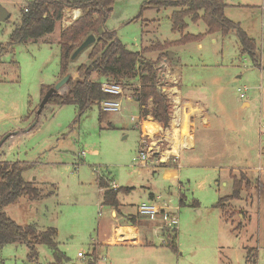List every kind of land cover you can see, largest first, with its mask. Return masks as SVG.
Listing matches in <instances>:
<instances>
[{"label":"rangeland","instance_id":"obj_1","mask_svg":"<svg viewBox=\"0 0 264 264\" xmlns=\"http://www.w3.org/2000/svg\"><path fill=\"white\" fill-rule=\"evenodd\" d=\"M32 1L0 0V9L10 14L0 21V141L10 134L0 146V163L29 165L23 177L35 183L40 196L20 198L4 209L6 215L19 226L56 230L65 258L61 264L76 260L78 253L84 264H264V136L259 130L264 122V0H225L224 9L225 17L254 40L258 66L242 51L235 32L205 34L204 22L193 23L190 17L183 31H173L171 15L185 7L141 10L151 0L114 2L105 28L128 50L155 62L162 94L174 88L191 115L190 131L188 123L182 127V133L191 134L189 145H182L188 149L177 159L163 157L164 163L154 155L144 168L133 159L152 141L143 134L144 123L150 133L154 129L148 126L153 118L135 101L146 75L140 65L137 77L121 85L117 113L99 120L100 106L78 116L73 106L46 104L37 114L44 93L64 77L60 34L81 12L69 18L73 9L64 10L51 34L10 48V35ZM91 34L97 39L95 31ZM184 35L202 38L178 44ZM91 46L70 63L73 79L79 77V65L90 64ZM66 92L65 86L61 94ZM151 106L149 100L148 111ZM167 169L175 170L176 179H164ZM100 179L109 187L113 182L130 189L118 195L114 217L113 208L101 205ZM234 181L237 196L217 207L232 195ZM152 201L176 212L177 231H157L155 223L138 217V206ZM137 234L141 245H121ZM36 251L29 261L24 244L5 245L0 264H54L46 245Z\"/></svg>","mask_w":264,"mask_h":264},{"label":"trees","instance_id":"obj_2","mask_svg":"<svg viewBox=\"0 0 264 264\" xmlns=\"http://www.w3.org/2000/svg\"><path fill=\"white\" fill-rule=\"evenodd\" d=\"M115 1L34 0L25 8L26 11L23 10L19 25L10 35L8 47L38 42L53 32L56 23L62 19L64 10H79L80 17L60 34V75H68L69 65L72 62L71 55L81 43V39L94 31L97 33L98 28H102L103 32L97 35L96 42L89 49L87 59L90 64L79 65L75 70L79 77L71 78L67 82V92L53 95L47 104L73 106L77 109L78 116H81L92 106H100L103 100L112 98L103 93L99 79L104 78L106 82L123 85L137 77L136 66L140 65L146 75L141 77V85L135 101L138 103L139 111L145 116L150 114L155 127L162 132L169 126V106L166 96L162 94L161 87L156 82L155 62L145 59L140 52L128 50L117 39L114 32L105 28V22ZM167 7H185L171 15L173 31H183L187 27L185 18L190 17L193 23L204 22L207 28L205 34L220 32L222 35H228L235 32L242 51L247 53L258 66L255 42L225 17V0H151L145 3L141 10L158 11ZM201 38L202 35L196 37L184 35L178 44L183 45ZM149 100L152 106L148 111ZM102 114L107 113L101 112L99 120L102 119ZM28 168L29 166L23 162L0 163V248L8 244H24L29 252V261H33L37 257L36 247L46 245L52 253L54 264H61L65 258L55 241L56 230L48 229L40 232L36 226H19L4 212L7 206L17 203L20 198H27L30 201L40 198L35 183L23 177V172ZM237 186L238 184L234 181L232 195L219 200L216 206L222 207L225 200L233 196L235 198L239 192ZM98 188L104 191L101 205L113 209L119 206L118 195L130 190L129 188L112 189L104 179L98 181ZM173 238L176 240V235ZM171 248L175 249L176 245H171Z\"/></svg>","mask_w":264,"mask_h":264},{"label":"built area","instance_id":"obj_3","mask_svg":"<svg viewBox=\"0 0 264 264\" xmlns=\"http://www.w3.org/2000/svg\"><path fill=\"white\" fill-rule=\"evenodd\" d=\"M176 89V88H175ZM101 90L103 93L111 96V99L103 100L100 103V108L102 112L105 113H117L120 109V97L122 96V86L113 82H104L101 83ZM165 91L168 105H169V126L162 132H157L154 121L150 120L148 126L153 128V132L148 131L147 125L144 123L143 134L144 136L151 138L152 141L149 145L139 151L138 157L133 159L134 163H138L139 167L144 168L147 165V162L154 156H160L161 162L169 161L170 157L178 158L180 153L188 148L182 147L181 140L186 135H183V124L188 123V131L191 129V115L185 113V109L181 107L180 100L178 97V91ZM177 94V95H176ZM240 97L243 98L244 94L240 93ZM178 118L176 121L177 126L173 123L175 118ZM187 118V120H186ZM171 121V122H170ZM173 123V124H172ZM261 136H264V122L260 124L259 127ZM170 135V136H169ZM158 136L157 140H153L154 137ZM191 137V136H190ZM189 137V139H190ZM181 147L178 154H173L175 146ZM169 153V154H168ZM167 154V160H163V155ZM112 188V183H111ZM116 189V188H112ZM137 215L141 219L148 220L149 222L155 223L157 231L160 230L164 232L166 229L175 230L178 225V218L175 211L171 210L166 203L163 205H157L154 201L152 202H143L138 206ZM177 231V229H176ZM173 231L172 236L177 235V232ZM83 255L81 253L77 254V259L70 261L69 264H84Z\"/></svg>","mask_w":264,"mask_h":264},{"label":"water","instance_id":"obj_4","mask_svg":"<svg viewBox=\"0 0 264 264\" xmlns=\"http://www.w3.org/2000/svg\"><path fill=\"white\" fill-rule=\"evenodd\" d=\"M10 18V14L4 9H0V21L5 22ZM103 32L102 28H98L97 30V35H101ZM96 42V37L95 35L91 34L88 35L84 41H82L79 46L75 49V51L71 55V60L73 61L76 59V57L83 52L84 50L88 49L91 45H93ZM71 75H66L64 76L59 82H57L53 87L49 88L46 93L44 94L40 105L39 109L37 111V114H40L45 105L47 104L48 100L50 97H52L55 94H61V90L63 87L66 86L67 82L71 79ZM10 135H6L3 137V139L0 141V146L1 144L9 137Z\"/></svg>","mask_w":264,"mask_h":264},{"label":"crops","instance_id":"obj_5","mask_svg":"<svg viewBox=\"0 0 264 264\" xmlns=\"http://www.w3.org/2000/svg\"><path fill=\"white\" fill-rule=\"evenodd\" d=\"M74 12H76L75 10H70V12L68 13L67 12V14H66V16L67 17H69V18H71V15L74 13ZM79 13H80V11H78ZM34 44H36V43H34ZM8 135H10V134H8ZM191 146V145H190ZM12 163V162H11ZM29 166V165H28ZM167 175H168V177H167ZM163 177H164V179H176V172H175V170H172V169H167L165 172H164V174H163ZM31 181H34V179L33 180H31ZM39 184H41V183H39ZM112 188H117V186H116V184H114L113 182H112ZM99 189V191H100V193H101V195H102V192H104L102 189H100V188H98ZM54 195H55V192H54ZM53 195V196H54ZM116 215V211L114 210V209H112V211H111V216L112 217H114ZM127 238V241H129V243H124V244H121V245H126V246H137V245H141L140 244V242H139V238H138V234L136 235V237L132 240V241H130L129 239H130V236H127L126 237ZM116 239V238H115ZM124 242V241H123ZM126 242V241H125Z\"/></svg>","mask_w":264,"mask_h":264},{"label":"bare ground","instance_id":"obj_6","mask_svg":"<svg viewBox=\"0 0 264 264\" xmlns=\"http://www.w3.org/2000/svg\"><path fill=\"white\" fill-rule=\"evenodd\" d=\"M78 14H79V12L78 11H76V16H78ZM178 120V118L176 117L174 120H173V123L175 124V125H177L178 123H176V121ZM185 124V123H184ZM184 124H183V126H184ZM151 130V129H150ZM183 135H186V137H183L182 139L184 140V142L182 143L183 145H185V144H188L189 145V141H190V139H189V137L191 136V134H188V133H183ZM177 148H179V147H177ZM187 148V147H186ZM175 150V149H174ZM174 150H173V152H174ZM172 152V153H173ZM179 153V152H178ZM169 154V153H168ZM173 154H175V153H173ZM177 154V153H176ZM163 157L164 158H166L167 157V154H164L163 155Z\"/></svg>","mask_w":264,"mask_h":264}]
</instances>
